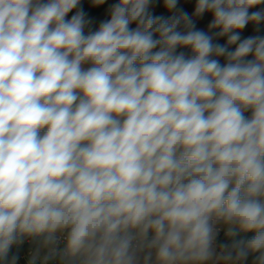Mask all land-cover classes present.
I'll use <instances>...</instances> for the list:
<instances>
[{"label":"clouds","instance_id":"obj_1","mask_svg":"<svg viewBox=\"0 0 264 264\" xmlns=\"http://www.w3.org/2000/svg\"><path fill=\"white\" fill-rule=\"evenodd\" d=\"M25 244L264 264V0H0V264Z\"/></svg>","mask_w":264,"mask_h":264},{"label":"trees","instance_id":"obj_2","mask_svg":"<svg viewBox=\"0 0 264 264\" xmlns=\"http://www.w3.org/2000/svg\"><path fill=\"white\" fill-rule=\"evenodd\" d=\"M250 32H251V26H249V29L246 30V33H245V34H249ZM26 250H27V246H23V247H21V248L19 249L20 260L18 261V264H21V258H22V256L25 254ZM13 251L15 252V251H17V250L14 248Z\"/></svg>","mask_w":264,"mask_h":264},{"label":"built area","instance_id":"obj_3","mask_svg":"<svg viewBox=\"0 0 264 264\" xmlns=\"http://www.w3.org/2000/svg\"><path fill=\"white\" fill-rule=\"evenodd\" d=\"M24 246H27L26 244ZM26 260L25 254L22 256L21 261Z\"/></svg>","mask_w":264,"mask_h":264},{"label":"water","instance_id":"obj_4","mask_svg":"<svg viewBox=\"0 0 264 264\" xmlns=\"http://www.w3.org/2000/svg\"><path fill=\"white\" fill-rule=\"evenodd\" d=\"M21 264H25V260H22V261H21Z\"/></svg>","mask_w":264,"mask_h":264}]
</instances>
